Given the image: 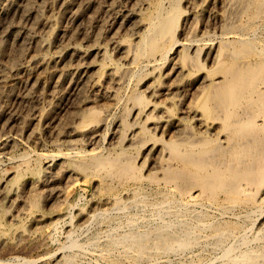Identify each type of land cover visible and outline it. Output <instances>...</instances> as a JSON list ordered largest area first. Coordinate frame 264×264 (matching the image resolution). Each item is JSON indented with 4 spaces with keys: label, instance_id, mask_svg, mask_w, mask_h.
<instances>
[{
    "label": "bare ground",
    "instance_id": "obj_1",
    "mask_svg": "<svg viewBox=\"0 0 264 264\" xmlns=\"http://www.w3.org/2000/svg\"><path fill=\"white\" fill-rule=\"evenodd\" d=\"M40 1L0 0V87L22 81L28 91L20 100L32 103V91L61 88L68 79L69 85L61 95L65 101L33 112L29 122L34 136L41 124H56L57 152L21 154L0 176V247L9 240L4 235L7 216L19 223L13 228L21 240L43 246L66 213L60 205L49 219L41 204L65 202L96 181L99 195L122 208L121 194L140 198L146 184L166 190L175 219L145 232L127 229L130 234L125 232L122 240H112L110 245H121L122 253H132L126 259L149 260L153 252L184 258L204 245L219 252L213 264H264V35L256 36L264 23V0H57L72 23L61 30L50 16L41 15ZM97 8L115 20L111 50L98 42L101 35L95 42L90 38L86 47L79 44L82 34L89 38L81 29L83 20ZM197 22L202 30L195 32ZM45 28L50 30L46 37L41 33ZM52 41L56 52L49 55ZM24 51L32 55L21 63ZM67 61L76 64L75 76L63 71L54 78ZM85 91L93 96L85 97ZM74 96L79 103L69 107ZM67 107L73 111L67 118L71 123L63 124L57 113ZM112 110L120 115L108 136L105 112ZM75 119L78 124L72 125ZM107 140L110 147L102 146ZM15 142V137L0 135V149ZM103 210H90L75 227L110 214L111 209ZM36 215L37 227L30 231L26 224ZM69 255L56 251L52 256L58 264H70ZM36 262L21 259L20 264ZM198 264L207 263L200 259Z\"/></svg>",
    "mask_w": 264,
    "mask_h": 264
},
{
    "label": "rangeland",
    "instance_id": "obj_2",
    "mask_svg": "<svg viewBox=\"0 0 264 264\" xmlns=\"http://www.w3.org/2000/svg\"><path fill=\"white\" fill-rule=\"evenodd\" d=\"M42 1H40V3L42 2V4H41L42 7L40 8V13H41V15L43 14L42 15L43 17L50 16L49 18L53 19V21L56 24L55 27L56 28L58 27L57 28L58 30H61V28L62 29H69L71 27L72 23H71V20L69 19V16L64 14V10L61 11L62 10L61 8H63L61 5H59V3L62 4L61 1L60 2L57 1V0H46V1L42 0ZM55 4H57L58 7ZM45 7H46V9H45ZM41 9H43V12H42ZM60 11H61V13H60ZM102 11L103 10H101L100 8H97L96 12L95 11H91L90 12L91 14L89 13L90 15L88 14V16H87L88 18L85 17V19L83 20L81 29H83V32L84 31H85V33L87 32V36L86 37L89 36V38L86 39L85 36L82 34L80 36V38H79V44H81V46L86 47L87 45L90 44V42H89L90 40L93 41V42L97 41L95 38L97 37V39H98V36L100 38V35H101L102 36L101 39L102 38L103 39L102 40H98V42L101 41V43L104 44V46H106L108 49H110L111 44H110L109 41H111L110 40L111 39L110 36L112 35V31L115 28V20H114V18L112 16H110V14L106 13L107 14L106 15L105 12L104 11L102 12ZM94 13L96 15H94ZM111 18L113 19V21H112ZM68 22L71 23V24H69ZM196 25H197L196 27H198L200 25V22H197ZM109 26H111V28ZM260 26L262 27V29H261V27H259V30L257 32L258 34L256 35L257 37H260L259 34H261V33H262L261 36L264 35V33L262 32V31H264V28H263L264 27V23L261 24ZM99 27L101 28V30H100ZM196 27L194 25V29H198L196 31L194 30L195 32H198V31L202 30L201 29V25L198 28H196ZM98 28H99V30L97 31L96 29H98ZM180 30H181V27H179V31ZM259 31H261V32H259ZM41 33L44 36L46 34L49 35L50 30L45 28V29L41 30ZM103 36L106 38V41H105V38ZM92 37H94V39ZM53 42L54 41H52V45H51L49 51L46 52V54L51 55L52 52H53L52 54H54V52H56V47L57 46H55V43H53ZM87 43H89V44H87ZM9 46L10 47L12 46L11 47L12 49H15V48L18 49L19 48L18 50H20V47H18V45H14L13 46V44L9 43ZM111 52L112 51H110V53ZM23 53L24 54H23V56L21 58L22 59L21 63L22 62L24 63L25 61L27 62L28 60H26V59L30 58L29 56L32 55V54H30V55L27 54V53H29L28 51H24ZM111 54H112V58L113 59H117L118 58V57H115L116 55H114L113 52ZM4 61L6 62L5 59H4ZM71 63L72 62H68L67 61L64 66L59 67V68L56 67V69L58 68L57 70L54 71L52 69V71L55 72V73L53 72L52 76L54 78H55V76L58 77L64 71V72H66L67 75H69V77L70 76L74 77L75 74H76V70H75V67H76L75 65L76 64L72 63V65H71ZM68 81H69V79L66 81L67 83L65 82L66 84L64 83V85L63 84L61 85V88H59L60 86L56 87V88L51 86V87H46L44 89L41 88V89H39V91L38 90L37 91H32V93H33L32 95H33V97H35V100L32 103L20 100L21 99L20 96L24 95V93H26L28 91L25 88V86L23 85L22 81L21 82H19V80L15 81L16 83L15 82H12V83L10 82L11 84L9 83V85L0 87V115L6 114L5 116H2L0 118V133H1L0 135H2V133H3V136H5V135L9 136L10 135V136L16 138V142L15 143H10V147L4 148V149H0V176L6 170H10L13 167L14 163H16V161H17L18 156L21 155V154L28 153L30 155L29 157H35L36 154H49L50 155V154H55L57 152L58 149L53 145V141L58 139L57 133H56V131L54 129L56 124H52L53 127H52V125H49V124H41V126H39L37 128L38 131H39V135L34 136L33 130L35 129V126L30 125L29 122H30V119L32 118L33 112H35V111L46 112L47 110H50L51 108L56 106L57 103L59 102V100H61V101L64 100V99H62V96L64 94L65 95L67 94L66 92L68 91V86H66V85H69ZM11 85L13 86V88H12ZM47 92L50 93V94L48 95ZM85 92H84V95H86L85 97L93 96V93H90V91L86 92V93ZM37 97L40 98V101L37 100ZM78 99L79 98H76L74 96L72 98V100L69 101V104H70L69 107L73 103L76 104V102L79 101ZM71 102H72V104H71ZM69 107L66 108L69 111H67L65 109V110H63L64 112L63 111H61V112L59 111L58 113L54 112V113H57V115H58V116L56 115L57 119L59 117V119L61 121H63V124H65L67 121H69V122H67V124L71 123V120L67 119L71 115L70 113L73 112L71 109H69ZM5 109H7L8 111L5 110ZM5 111H7V112H5ZM106 112H105V114L108 115V117H109L110 129H108L107 132H105V134L109 136L112 133V131H113L114 121L118 117V115H120V112H119V110H112L110 112L109 111H106ZM23 113H25V114H23ZM62 115H64V116H62ZM6 118L10 119V120H12V118H13L14 121L13 120L12 121L7 120ZM75 122H76V124H75ZM73 124L74 125L78 124L76 119L73 120L72 125ZM3 125H4V128H3ZM30 126H32V127H30ZM109 126H108V128H109ZM43 132H45V133H43ZM18 133H19V135H18ZM37 141H38V143H37ZM41 142H43V143H41ZM109 143H110V141L107 140V141H105V143L103 142L102 146L110 147V146H108V145H110ZM94 147H97V145L94 146ZM79 148H84V146L81 145ZM88 149H90V148L87 147V150ZM5 151H7V152H5ZM34 152H36V153L33 154ZM147 186H146V184L144 186H142L143 190H142L141 194L138 196V197H140L142 195V197H140V198H137V197L134 198L129 192H125V194L122 193L121 197H122L123 204L125 205V206L123 205L122 208L119 207V208L115 209V207H112L111 201L107 200L109 197H107V196L104 197V196L99 195L96 181H92L88 185H86V186L82 187L81 189H79L78 191L72 193V195H70V197H68V200L65 201V202H63V201H61V202H59V201L58 202L50 201L49 203H51V202H53V203L49 204L48 201H47V202L41 204V211L46 213L48 215L47 217L49 219L53 218V214L52 213L57 208H59L60 205L65 209L64 211L66 213L65 217L61 218L60 220H57L56 224L52 227V229L50 231V234L48 235V238H47L48 240L45 241L46 243L44 242L43 246L40 243H38V242H32V243L30 242L29 243L27 241L21 240L20 234H19L20 232H18L16 230L17 225L19 223L11 222V219H9L8 216H7L6 219H5V228L6 229H5L4 235L9 240L0 247V255H1L0 256V260H1L0 264H20L21 259L36 260L37 261L36 264H58L57 261H56V258L54 259V257L52 256L56 251L60 252L61 255H69L70 254L69 256H70V258H72L71 259L72 262L70 264H106V263L107 264H155V263L156 264H171V263L172 264H182L181 262H184L185 264H194V263L198 264L200 262V259H202L207 264L215 263L216 262L215 255L217 256L219 254V252L218 251H213L210 247H205L204 245H201L200 247L195 248V250H194L195 254L193 255V253H190V256H192V257H190L189 254L186 256L187 258L186 257H184V258L173 257V256L168 257L166 255H164V256L162 255L161 256V255H158L156 252H153V253H151V256H150L149 260L148 259L139 260V259H135V258L132 259V257H131V259H132L131 261L129 260L130 258H128V257L126 259V256H129V254L131 252H128V253L126 252L127 254L125 252H123L124 253L123 254L121 251H124V248L121 247V245H118V244L113 245V243H111V245L114 248L110 245V242H112V240L113 241L122 240V238H124L126 236V234L129 233L128 231H130V232L131 231H135L137 233L138 232H145V231H148V229L149 230L150 229L153 230V229L160 228L163 225L164 226L168 225V221L169 220H170L169 224L173 223V221H174L173 219H175V217L173 216V212L174 211H172L173 210L172 206L169 203H167V199H166L167 192H166V190H164L163 188L156 187V186H151V185H147ZM160 189H161V191H160ZM21 194H22V191H20L19 195H21ZM106 197H107V199H106ZM102 198H104V199H102ZM158 201H159V203H158ZM160 202H161V204H160ZM139 203H141V204H139ZM53 204H54V206H53ZM94 205H96V207ZM131 205H133V206H131ZM8 206H10V203H6L5 204V208L10 211L11 209H9ZM129 206H130V208H129ZM65 207H67V208H65ZM94 207L95 208H99L101 210H103V209H105V210L111 209L110 210V214L108 215L109 217L108 216H105V217L104 216H101V217L99 216V218L98 217H97V219L95 218L93 221H90V223L86 224L83 227L82 226L80 228L79 227H75V226H77V222L79 220H80V222H78V224H81V222H82L81 221V217L84 216L86 213L90 212V210L92 211L93 209H95ZM84 210L86 212H84ZM162 213L165 214L164 217H163ZM166 213H167V215H166ZM169 213H171V214H169ZM161 214H162V216H161ZM170 215H172V216H170ZM169 216H170V219H169ZM37 217L38 216L36 215L33 218V220L32 219L30 220L31 222L29 221V223L26 224V228H28L29 230L31 229L30 231L34 230L37 227V226H35L36 224L34 222V220H36ZM172 217H174V218H172ZM160 218H162V219H160ZM139 221H141V223ZM165 222L167 224H165ZM243 222H244L243 220H240L239 223L242 224V225H246L247 224L246 221L244 223ZM10 223H13V225H11ZM31 223H32V225H31ZM133 223H137L138 226H137V224H133ZM161 224H162V226H160ZM261 224H262V222H261ZM131 225H134V226H131ZM153 226H155V227H153ZM258 226H260V224H258ZM13 227H16V228H13ZM73 227L76 228V230H74ZM139 227H140V229H137ZM257 227L254 228L251 231V233H250L251 235L248 233L250 239L251 238L254 239L255 236L257 235V232L259 231V229ZM129 228H130V230H129ZM127 229H128V231H127ZM13 230H14V232H13ZM125 232H127V233H125ZM11 234H12V236H11ZM122 235H125V236H122ZM109 239H110V241H109ZM107 241H109V243ZM72 243H74L76 246L73 247L71 245ZM34 245H36V246H34ZM117 245L119 247H117ZM10 248H12L13 250H11ZM108 248H110V250ZM112 248L114 250H112ZM7 249L9 250V252L7 251ZM28 250H29V252H28ZM104 250H105V253H108V255H106L104 253ZM211 250L214 253L211 252ZM108 251H110V252H108ZM205 252H207V253H205ZM215 252L218 253V254H216ZM102 253H104L105 256ZM119 253L121 255L123 254L124 256L123 255L121 256ZM208 253L209 254L211 253L213 255H211V254L209 255ZM118 254H119V256H118ZM50 256L52 258H50ZM40 257H43V259L40 258ZM106 257H107V259H106ZM103 258H104V260H103ZM116 258H118V259H116ZM163 258L164 259L167 258L168 261L167 260H162ZM175 258H176V260H175ZM204 258H205V260H204ZM172 259H174V260H172ZM191 259L193 261H191ZM127 260H128V263H127ZM52 261H54V262H52ZM118 261H121V262H118ZM122 261L125 262V263H123Z\"/></svg>",
    "mask_w": 264,
    "mask_h": 264
}]
</instances>
